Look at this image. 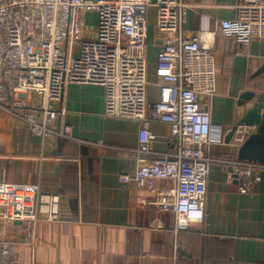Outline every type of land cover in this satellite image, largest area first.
I'll return each mask as SVG.
<instances>
[{
    "label": "built area",
    "instance_id": "obj_1",
    "mask_svg": "<svg viewBox=\"0 0 264 264\" xmlns=\"http://www.w3.org/2000/svg\"><path fill=\"white\" fill-rule=\"evenodd\" d=\"M155 11L154 39L159 42L156 78L159 100H147L149 11ZM189 6L184 0H0V107L41 139H71L63 114L64 91L72 84L104 88V115L140 122L137 168L122 183L146 191L139 200L174 218V232L204 220L207 177L213 159L207 154L212 133L207 105L216 95V31L183 30ZM233 19L217 31L244 47L264 41V0H238ZM87 13L96 15L92 34ZM149 121L166 124L175 150L151 148ZM254 131V128H251ZM243 142V141H241ZM228 181L247 193L261 179L264 165L236 159L219 161ZM171 182L157 187V182ZM61 200L39 184L0 181V234L17 222L29 235L40 220L60 219ZM6 260L10 243L2 241Z\"/></svg>",
    "mask_w": 264,
    "mask_h": 264
},
{
    "label": "crops",
    "instance_id": "obj_2",
    "mask_svg": "<svg viewBox=\"0 0 264 264\" xmlns=\"http://www.w3.org/2000/svg\"><path fill=\"white\" fill-rule=\"evenodd\" d=\"M184 1L189 6L186 33L216 31V95L207 102L216 131L207 150L213 162L203 222L175 233L172 214L139 202H149L151 195L119 178L137 168L132 152L138 147L142 124L106 117L102 86L72 84L64 91L63 114L56 122L57 128L70 127L71 139L33 136L23 122L0 107V181L39 184L42 191L61 200L58 221H37L29 235L24 225L0 234V264H264V170L260 181L244 193L236 180L228 181L219 163L236 159L239 147L254 132L241 126L226 141L249 106L240 104V95L264 93V41L253 40L244 47L217 31L219 21L235 17L238 0ZM154 20L155 11L150 9L152 28ZM84 23L92 34L96 15L87 13ZM158 46L149 28V102L159 100ZM147 129L153 135L154 152L175 150L166 124L149 121ZM171 185L156 183L157 187ZM3 240L10 243L6 260Z\"/></svg>",
    "mask_w": 264,
    "mask_h": 264
},
{
    "label": "water",
    "instance_id": "obj_3",
    "mask_svg": "<svg viewBox=\"0 0 264 264\" xmlns=\"http://www.w3.org/2000/svg\"><path fill=\"white\" fill-rule=\"evenodd\" d=\"M241 105L249 104L245 113L228 132L226 141L228 142L241 126L254 128L241 144L237 151V159L259 165H264V93L246 91L239 97ZM16 225H21L17 222Z\"/></svg>",
    "mask_w": 264,
    "mask_h": 264
},
{
    "label": "rangeland",
    "instance_id": "obj_4",
    "mask_svg": "<svg viewBox=\"0 0 264 264\" xmlns=\"http://www.w3.org/2000/svg\"><path fill=\"white\" fill-rule=\"evenodd\" d=\"M151 21V20H150ZM86 22H87V24H88V22H90L91 23V21H89V20H86ZM150 24H149V28H150V31H152V33H153V28H152V22H149ZM90 27V26H89ZM89 27H87L88 29H89Z\"/></svg>",
    "mask_w": 264,
    "mask_h": 264
}]
</instances>
